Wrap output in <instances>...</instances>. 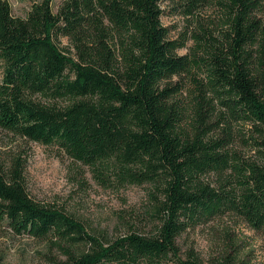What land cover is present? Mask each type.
Listing matches in <instances>:
<instances>
[{
  "label": "trees",
  "instance_id": "obj_1",
  "mask_svg": "<svg viewBox=\"0 0 264 264\" xmlns=\"http://www.w3.org/2000/svg\"><path fill=\"white\" fill-rule=\"evenodd\" d=\"M166 1L43 0L21 18L0 0V129L106 190L149 187L138 229L109 241L32 200L21 157L0 161V227L49 241L52 264H206L178 240L230 215L264 236V0H179L188 18L215 5L222 24L178 40ZM207 264L250 261L232 246Z\"/></svg>",
  "mask_w": 264,
  "mask_h": 264
},
{
  "label": "rangeland",
  "instance_id": "obj_2",
  "mask_svg": "<svg viewBox=\"0 0 264 264\" xmlns=\"http://www.w3.org/2000/svg\"><path fill=\"white\" fill-rule=\"evenodd\" d=\"M7 1L13 15L24 18L33 4L43 0ZM63 1L51 0L54 12ZM178 6L179 0H168L163 5L166 14L162 22L170 28L173 39L190 37L200 25L217 32L222 24V13L215 5L203 8L189 18L179 13ZM260 17L264 20V13ZM192 44L189 41L179 54L186 55ZM61 46L73 51L67 40H63ZM242 150L250 160H257L254 153L246 148ZM20 157L25 164L26 188L32 200L64 210L90 234L100 238L113 241L137 230L138 216L149 207L148 186L106 190L93 180L88 169L73 162L66 154L0 129V161L9 163ZM178 244L183 258L192 251L206 264L232 246H238L250 264H264L263 234L253 231L233 215L188 230L179 238ZM55 260H62L61 253L49 241L16 236L0 227V264H52Z\"/></svg>",
  "mask_w": 264,
  "mask_h": 264
}]
</instances>
